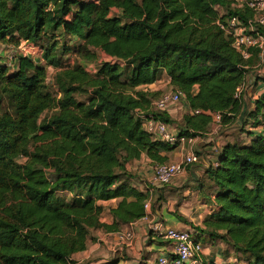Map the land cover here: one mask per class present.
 <instances>
[{"label":"trees","instance_id":"1","mask_svg":"<svg viewBox=\"0 0 264 264\" xmlns=\"http://www.w3.org/2000/svg\"><path fill=\"white\" fill-rule=\"evenodd\" d=\"M228 15L254 17L232 0H0V43L40 45L45 61L24 56L11 71L0 56V264H70L92 228L118 231L146 215L149 193L131 183L127 164L143 154L167 163L177 147L146 131L140 116L175 124L153 109L162 92L143 88L162 74L184 95L182 136L208 131L216 112L223 124L244 117L237 88L261 51L245 59L235 49L217 24ZM59 30L78 44L60 46ZM97 49L113 58L95 73L64 63L73 52L93 63ZM49 67L60 70L58 94L48 88ZM255 108L264 131V97ZM209 172L218 211L197 231L231 245L242 264H264V133L227 143ZM64 193L72 201L59 199ZM114 198V222H102L99 202Z\"/></svg>","mask_w":264,"mask_h":264},{"label":"crops","instance_id":"2","mask_svg":"<svg viewBox=\"0 0 264 264\" xmlns=\"http://www.w3.org/2000/svg\"><path fill=\"white\" fill-rule=\"evenodd\" d=\"M14 49L16 47L0 43V56L4 61L5 58L12 59L11 53L13 54ZM263 53L258 54L254 65L250 66L246 75L244 82L246 88L242 98L246 110L244 117L239 116L236 121L223 124V121L218 123L216 115L213 114V122L208 131L189 137L186 142L180 143L174 150L167 152L168 161H179L185 154L192 151L199 156L198 162L182 171L173 182L167 185L150 184L154 162L146 154L128 163V171L134 176L131 183L149 193L150 208L146 211L147 216L130 223L120 224L118 231L109 232L92 228L86 249L75 253L72 256L73 262L70 264H157L161 255L172 254L175 247L173 242L154 231L153 225L162 229L195 230L200 240L205 241L203 253L205 264L245 262L244 259L242 260L245 257L236 252L231 245L221 239H212L208 234L198 232L196 228L203 230L205 219L218 211L215 198L219 188L212 180L209 169L218 166L223 147L229 142L251 143L253 139L264 133L263 126L257 124V116L254 114L256 101L264 97L262 79L264 71L257 69L264 63ZM41 60L43 61L41 63H39L40 59L34 62L44 65L43 57ZM64 63L73 65L72 56H66ZM88 69L92 73L96 71L93 63H88ZM161 77V80L143 88L154 92L161 91L165 87L162 83L164 80L167 82L166 85L173 88L166 74H162ZM186 112H188L187 106L184 109L178 106L167 112L166 117L176 120L177 123L173 125L177 126V124L181 125ZM187 188H191L190 194L185 192ZM118 202L117 198L99 202L104 207L102 222L109 224L114 222L111 209L116 208ZM129 231H133L134 237L131 241H126L123 237Z\"/></svg>","mask_w":264,"mask_h":264},{"label":"built area","instance_id":"3","mask_svg":"<svg viewBox=\"0 0 264 264\" xmlns=\"http://www.w3.org/2000/svg\"><path fill=\"white\" fill-rule=\"evenodd\" d=\"M236 8H248L253 11L254 17L245 22L238 16L228 15L224 20H219L217 24L224 33L232 39L235 49L242 54L245 59L252 56V51L259 49L264 52V35L257 30V26L264 27V0H232ZM221 10L220 6H216ZM25 48L23 44L20 48ZM26 56V55H24ZM246 84L243 83L237 88L236 97L243 98ZM184 95L180 90L163 91L159 97L153 101V109L159 112H169L184 103ZM189 112L200 114V109H190ZM218 123L222 122V113H214ZM152 115V114H151ZM146 115L140 112L143 119L144 128L152 133L158 140H161L170 146H176L188 140L182 136L177 126L167 121L158 119L154 116ZM199 161L196 152L185 154L179 161H169L167 163L157 164L153 168V175L150 184L153 186L167 185L189 166ZM150 208V201L145 204L146 211ZM147 216V215H145ZM154 231L160 233L166 239L173 242L175 250L172 254H164L158 258L157 264H205L204 262V243L200 240L199 234L195 230H182L176 228L162 229L153 225ZM134 237L133 231L127 232L123 239L131 241Z\"/></svg>","mask_w":264,"mask_h":264},{"label":"rangeland","instance_id":"4","mask_svg":"<svg viewBox=\"0 0 264 264\" xmlns=\"http://www.w3.org/2000/svg\"><path fill=\"white\" fill-rule=\"evenodd\" d=\"M113 15H121V11L120 10H118V9H114L113 10ZM57 37H58V41L61 43H59L60 44V46L61 45H63V44H66V41H67V43L69 44V45H71V47H72V45L73 44H78V40H74V39H71L70 37H66L64 34H63V32L61 31V30H59V31H57V33L55 34ZM73 50V49H72ZM41 50H40V45H37V46H35V45H30V44H26V47L24 48H20V47H16V49H14V51H13V54L11 53V55H13V57H12V61H8V60H6V58H5V63L6 64H9V66H10V69H11V71H15V70H17L18 68H19V66H20V59L22 58V57H24V55H26V57H30L33 61H35V60H38V59H40V62L39 63H41ZM71 55H73L72 56V61H73V65L75 64V63H77V62H80L81 64H83L86 68H88V61H86V60H82V59H77V57L75 56V54H74V52L73 53H70ZM10 55V54H9ZM10 55V56H11ZM263 56H264V53H263ZM112 58H113V56L112 55H110V54H108V52L107 51H105L104 49H100L98 52H97V59H96V61L95 62H93V64H94V67L97 69L98 68V66H99V64L100 63H102V62H104V61H106V60H112ZM264 58V57H263ZM44 60V59H43ZM43 62V61H42ZM257 69H261V71L263 72L264 70V63L262 64V65H260L259 66V68H257ZM256 70V69H255ZM264 73V72H263ZM162 79V77H160L159 78V80H161ZM61 82V79H60V76L58 75V69H56V68H52V67H50V68H48V79H47V85H48V88L50 89V91L52 92V93H56V94H58V92H59V83ZM162 83L165 85V87L161 90V91H156V92H163V91H171L173 88H170L171 86L170 85H166L167 84V82L164 80V81H162ZM88 96V95H87ZM87 96H84V97H81V96H79V98L81 97L82 99H86V97ZM182 109H184L185 108V102L184 103H182V104H180L179 105ZM166 113V112H165ZM49 114H52V111L51 112H48V113H46L44 116H46V115H49ZM44 116H43V118H44ZM183 119V118H182ZM175 123H177V122H175ZM182 123V122H181ZM245 131H247V130H245ZM263 133V132H262ZM251 140V139H250ZM26 160H27V158L26 157H20L19 158V162L21 163V164H23V163H25L26 162ZM197 185V184H196ZM194 188H195V185H194ZM185 192H187V193H191V188H187L186 190H185ZM186 193V194H187ZM65 198L66 199V201L67 202H70V201H72V199H73V197H72V195L71 194H69V193H64V194H60V196H59V199H62V198ZM203 242V241H202ZM205 242V241H204ZM203 242V243H204ZM245 260V258H242V260ZM246 261V260H245Z\"/></svg>","mask_w":264,"mask_h":264}]
</instances>
